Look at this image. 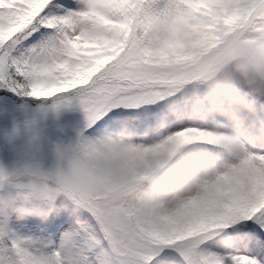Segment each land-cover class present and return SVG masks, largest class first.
<instances>
[{"label": "snow or ice", "instance_id": "obj_1", "mask_svg": "<svg viewBox=\"0 0 264 264\" xmlns=\"http://www.w3.org/2000/svg\"><path fill=\"white\" fill-rule=\"evenodd\" d=\"M261 10L264 0H0V91L75 103L77 145L134 179L216 165L143 220L89 201L54 214L37 242L0 216V264H264V110L238 134L181 98L228 46H264Z\"/></svg>", "mask_w": 264, "mask_h": 264}, {"label": "clouds", "instance_id": "obj_2", "mask_svg": "<svg viewBox=\"0 0 264 264\" xmlns=\"http://www.w3.org/2000/svg\"><path fill=\"white\" fill-rule=\"evenodd\" d=\"M259 15L264 17V10ZM181 94L196 115L221 117L236 133L245 134V117L255 120L264 110V46H228L222 60L196 72L195 80L186 81ZM74 132L78 140L82 133L79 128ZM260 132L264 135V122ZM53 149L55 163L51 167L37 162L39 149L29 146L21 153L24 163L18 170L10 175L0 170V216L12 214L22 221L33 215L77 213L95 201L102 206L109 202L125 206L134 219L143 220L165 201L198 190L216 167L210 159L191 168L169 163L159 174L139 180L111 159L92 155L76 142L57 143Z\"/></svg>", "mask_w": 264, "mask_h": 264}, {"label": "rangeland", "instance_id": "obj_3", "mask_svg": "<svg viewBox=\"0 0 264 264\" xmlns=\"http://www.w3.org/2000/svg\"><path fill=\"white\" fill-rule=\"evenodd\" d=\"M11 107H0V170L9 175L24 163L21 153L29 146L39 149L35 153L37 162L51 167L55 163L53 145L76 142L74 129L81 127L83 113L75 103L52 106L51 101L41 105L31 102L23 111ZM51 216L47 221L36 215L22 221L9 218L8 227L23 237L43 242L49 238L47 225L54 222Z\"/></svg>", "mask_w": 264, "mask_h": 264}]
</instances>
